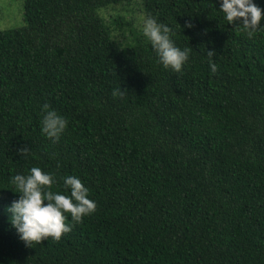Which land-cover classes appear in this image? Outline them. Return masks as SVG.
Segmentation results:
<instances>
[{
  "label": "trees",
  "instance_id": "16d2710c",
  "mask_svg": "<svg viewBox=\"0 0 264 264\" xmlns=\"http://www.w3.org/2000/svg\"><path fill=\"white\" fill-rule=\"evenodd\" d=\"M127 1L23 0L26 26L0 31V264H264V31L236 32L222 0H141L193 50L176 73L145 36L118 48L129 23L97 11ZM45 103L68 120L57 143ZM32 167L98 208L29 247L8 209Z\"/></svg>",
  "mask_w": 264,
  "mask_h": 264
},
{
  "label": "clouds",
  "instance_id": "9594fccd",
  "mask_svg": "<svg viewBox=\"0 0 264 264\" xmlns=\"http://www.w3.org/2000/svg\"><path fill=\"white\" fill-rule=\"evenodd\" d=\"M220 11L224 13L228 24L236 25V32L246 34L249 39L258 31H264V27L260 26L264 20V9L254 0H222ZM185 27L192 28L193 25L188 23ZM143 35L151 43L158 62L165 69L182 72L193 50L191 47L181 49L176 45L173 39L175 32L170 26L147 15L143 18ZM214 56L215 51H207L206 57L213 73L218 70ZM126 93L127 90L120 87L112 95L123 99ZM42 112V134L53 143L59 142L68 127L67 118L47 103L42 106ZM29 152L28 148H22L18 154L27 157ZM62 179L64 188L70 189V195L52 191L57 184L56 175L40 167H32L27 175L17 174L11 178L19 199L13 201L8 209L11 213L10 222L27 246L40 244L48 238L59 241L63 235L72 231L75 224L82 223L85 216L97 211L98 205L90 199L89 188L78 176L67 175ZM68 215L73 224L67 222Z\"/></svg>",
  "mask_w": 264,
  "mask_h": 264
},
{
  "label": "rangeland",
  "instance_id": "374dc122",
  "mask_svg": "<svg viewBox=\"0 0 264 264\" xmlns=\"http://www.w3.org/2000/svg\"><path fill=\"white\" fill-rule=\"evenodd\" d=\"M97 15L111 30L114 28L112 23L114 19H124L129 23L130 28L118 48L131 46L137 39L144 37L143 18L145 15L141 0H128L122 5L100 9L97 11ZM25 26L23 0H0V31L19 29Z\"/></svg>",
  "mask_w": 264,
  "mask_h": 264
}]
</instances>
